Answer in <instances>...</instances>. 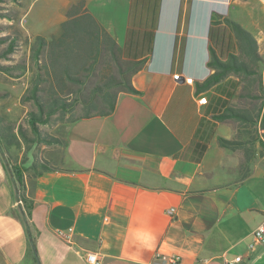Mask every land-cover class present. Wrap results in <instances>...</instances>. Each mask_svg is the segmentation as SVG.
I'll return each instance as SVG.
<instances>
[{
    "label": "crops",
    "instance_id": "obj_1",
    "mask_svg": "<svg viewBox=\"0 0 264 264\" xmlns=\"http://www.w3.org/2000/svg\"><path fill=\"white\" fill-rule=\"evenodd\" d=\"M78 1L123 59L141 61L130 77L136 93H121L108 116L68 126L65 145L44 157L53 170L27 186L28 215L0 152V264H87L86 253L100 264H153L156 254L264 264V240L248 249L264 221V162L234 176L213 117L238 80L196 92L212 73L209 47L222 59L237 49L228 21L264 59V0H58L55 33Z\"/></svg>",
    "mask_w": 264,
    "mask_h": 264
},
{
    "label": "trees",
    "instance_id": "obj_2",
    "mask_svg": "<svg viewBox=\"0 0 264 264\" xmlns=\"http://www.w3.org/2000/svg\"><path fill=\"white\" fill-rule=\"evenodd\" d=\"M83 7L82 1L71 5L66 20L59 24L54 35L49 39L36 36L30 46L35 73L24 97L35 108L25 117L30 136L22 129L15 131L0 118V152L22 214L28 215L27 186L44 172L53 170L44 157L32 150L41 145H65V128L62 127L60 136H51L41 126L49 124L53 117L67 118L70 125L78 120L108 116L121 93H136L130 77L140 69L141 61L123 59L114 38ZM217 22L211 20L212 25ZM228 24L237 49L222 59L209 47L207 66L212 73L196 86V92H204L230 76L237 78L239 90L231 94L237 103H226L223 111L213 117L219 123L235 125L234 139L218 137L217 142L224 150L243 152L245 159L237 171L247 177L251 161L264 158V59L248 32L231 21ZM13 46L11 41L7 51L12 52ZM99 68L105 70L101 80L97 79ZM24 145L28 149L23 151V159L12 155L15 150H23ZM29 245L35 251L32 240Z\"/></svg>",
    "mask_w": 264,
    "mask_h": 264
},
{
    "label": "rangeland",
    "instance_id": "obj_3",
    "mask_svg": "<svg viewBox=\"0 0 264 264\" xmlns=\"http://www.w3.org/2000/svg\"><path fill=\"white\" fill-rule=\"evenodd\" d=\"M57 2L58 0H0V67L7 68L6 71L0 70V118L12 125L15 131L22 129L28 136L30 134L25 117L28 112L35 111L33 104L24 99L35 73L30 46L36 36L49 39L55 34ZM11 41H14L13 50L8 52L7 48ZM104 73L105 70L99 68L97 79L101 80ZM230 103L236 104L237 101L233 98ZM68 126L67 118L58 120L57 117H53L52 121L46 126H41V129L48 135L60 136L62 127L67 130ZM3 132L6 135V131ZM220 134V137L225 139H234L235 125L222 123ZM54 146L56 145H41L32 151L45 157L48 150ZM27 149L28 147L24 145L23 150H15L12 155L23 159L22 153ZM226 153L224 166L239 178L241 174L237 167L245 159L243 152L226 150ZM263 162L264 158L256 157L251 161L250 168L255 163Z\"/></svg>",
    "mask_w": 264,
    "mask_h": 264
},
{
    "label": "built area",
    "instance_id": "obj_4",
    "mask_svg": "<svg viewBox=\"0 0 264 264\" xmlns=\"http://www.w3.org/2000/svg\"><path fill=\"white\" fill-rule=\"evenodd\" d=\"M179 75H173V79L177 80ZM187 84L192 83L191 78H186L184 80ZM198 104L203 105L206 104L205 96H202L198 99ZM174 212L173 209H170L167 214L172 215ZM62 236H65L62 233H59ZM264 240V221L252 232V242L248 245V249L252 250L256 243L262 242ZM85 260L87 264H100L99 259L95 253H86ZM178 259L176 257H166L160 254H156L153 264H176ZM225 264H244L243 256L239 255L235 257L233 260L226 261Z\"/></svg>",
    "mask_w": 264,
    "mask_h": 264
}]
</instances>
